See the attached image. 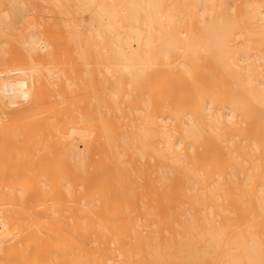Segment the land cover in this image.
<instances>
[{"label":"bare ground","instance_id":"obj_1","mask_svg":"<svg viewBox=\"0 0 264 264\" xmlns=\"http://www.w3.org/2000/svg\"><path fill=\"white\" fill-rule=\"evenodd\" d=\"M0 264H264V0H0Z\"/></svg>","mask_w":264,"mask_h":264}]
</instances>
